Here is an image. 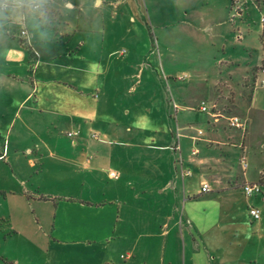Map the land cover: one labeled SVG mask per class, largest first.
Segmentation results:
<instances>
[{
	"label": "crops",
	"instance_id": "0c3cea01",
	"mask_svg": "<svg viewBox=\"0 0 264 264\" xmlns=\"http://www.w3.org/2000/svg\"><path fill=\"white\" fill-rule=\"evenodd\" d=\"M56 1L43 0V15L35 19L40 28L27 29L30 44L10 20L0 28V220L15 241L16 263L131 264L134 257L140 264L233 261L212 231L216 221L204 219L209 200L199 198L211 192L212 182L220 192L258 182L259 177L245 178L247 118L245 130L235 129L242 132L240 143H221L240 148L243 177L210 164L211 158L187 162L176 151L181 141L173 148L164 129L161 134L144 123L118 122L119 111L109 104L118 77L99 71L86 52L96 38L83 34L77 47L71 45L77 32L96 31L58 28L54 22L61 3L73 11L102 8L109 0ZM175 95L181 102L178 117L192 107ZM210 116L217 134L220 116ZM188 132L182 138L193 145L201 140ZM207 142L220 144L214 138ZM198 153L192 149V156ZM185 165L203 168L194 177ZM197 179L200 189L194 188ZM204 183L210 187L205 193Z\"/></svg>",
	"mask_w": 264,
	"mask_h": 264
},
{
	"label": "rangeland",
	"instance_id": "374dc122",
	"mask_svg": "<svg viewBox=\"0 0 264 264\" xmlns=\"http://www.w3.org/2000/svg\"><path fill=\"white\" fill-rule=\"evenodd\" d=\"M256 1L242 0L237 8L231 6V0H119L116 4L109 0L102 8L86 6L73 11L61 3L54 22L58 28L85 26L96 31L77 32L71 45L77 47L83 34L88 40L96 38V45L87 46L86 52L99 71L118 77L109 97L114 113L119 111L118 122L144 123L161 134L164 129L173 148L181 141L182 149L176 151L187 162L211 158L210 164L217 163L243 177L240 148L221 143L241 141L242 132L228 126V117L248 120L245 178L257 181L259 177L257 183L263 184L264 194V38ZM26 27L32 33L40 28L35 20H29ZM178 93L192 109L180 110L177 117L174 103L180 102L175 95ZM203 104L220 116L217 134L208 123L213 120L210 113L198 111ZM114 113L109 114L113 117ZM189 126L192 132H188ZM185 132L201 140L193 145L194 141L182 138ZM212 138L220 144L205 143ZM194 148L199 151L197 157L192 156ZM184 168L198 177L203 165ZM199 183L198 179L194 182L195 189L201 188ZM212 188L199 200H209L204 219L216 221L212 231L221 237L220 249L235 256L227 264H264V195L245 196L241 188L220 192L213 182ZM250 207L260 209L259 220L251 218ZM9 232L0 220V240L7 238L0 243V264H17V249ZM141 246L144 249L142 242ZM155 247L152 245L151 250ZM140 261L134 257L130 263Z\"/></svg>",
	"mask_w": 264,
	"mask_h": 264
},
{
	"label": "built area",
	"instance_id": "2783aa9c",
	"mask_svg": "<svg viewBox=\"0 0 264 264\" xmlns=\"http://www.w3.org/2000/svg\"><path fill=\"white\" fill-rule=\"evenodd\" d=\"M241 1L242 0H232L233 7L236 6L237 8H239ZM44 7H45V3L42 2V4L40 5V11H42V9ZM256 7L258 8L259 13L261 14V23H262V26L264 27V0H257L256 1ZM21 35L23 37H25V39L27 41H29V44H30V35L27 31V27H25V29L23 31L21 30ZM174 107L177 109L178 108L177 104L174 103ZM199 109L201 112H205V113L211 112V111H209V108L204 104L201 105ZM227 121H228V126L230 128L241 129V130L246 129V123H245L244 119H242L241 117H239L237 115H232V116L228 117ZM69 135H73V134L69 133ZM93 136L95 137V135H93ZM209 190H210L209 185L207 183H204L202 186V192L205 193V192H208ZM243 191H244L245 195L251 197V196H254L256 194H261L262 188H261V185L258 183H255V184H249L248 183V184H245L243 186ZM249 214L254 220H258L261 218V211L258 208L251 207L249 209Z\"/></svg>",
	"mask_w": 264,
	"mask_h": 264
},
{
	"label": "clouds",
	"instance_id": "9594fccd",
	"mask_svg": "<svg viewBox=\"0 0 264 264\" xmlns=\"http://www.w3.org/2000/svg\"><path fill=\"white\" fill-rule=\"evenodd\" d=\"M43 0H0V28L9 20L22 31L29 20L34 21L40 12ZM95 2V0H94Z\"/></svg>",
	"mask_w": 264,
	"mask_h": 264
},
{
	"label": "trees",
	"instance_id": "16d2710c",
	"mask_svg": "<svg viewBox=\"0 0 264 264\" xmlns=\"http://www.w3.org/2000/svg\"><path fill=\"white\" fill-rule=\"evenodd\" d=\"M252 93H253V90L250 92L249 100H251V98H252Z\"/></svg>",
	"mask_w": 264,
	"mask_h": 264
}]
</instances>
